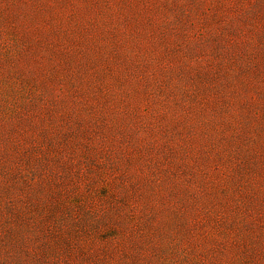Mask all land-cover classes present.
<instances>
[{"label":"rangeland","instance_id":"374dc122","mask_svg":"<svg viewBox=\"0 0 264 264\" xmlns=\"http://www.w3.org/2000/svg\"><path fill=\"white\" fill-rule=\"evenodd\" d=\"M0 264H264V0H0Z\"/></svg>","mask_w":264,"mask_h":264}]
</instances>
